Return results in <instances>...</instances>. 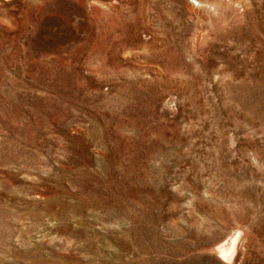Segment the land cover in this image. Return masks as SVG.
Listing matches in <instances>:
<instances>
[{"label": "rangeland", "instance_id": "obj_1", "mask_svg": "<svg viewBox=\"0 0 264 264\" xmlns=\"http://www.w3.org/2000/svg\"><path fill=\"white\" fill-rule=\"evenodd\" d=\"M0 264H264V0H0Z\"/></svg>", "mask_w": 264, "mask_h": 264}, {"label": "bare ground", "instance_id": "obj_2", "mask_svg": "<svg viewBox=\"0 0 264 264\" xmlns=\"http://www.w3.org/2000/svg\"><path fill=\"white\" fill-rule=\"evenodd\" d=\"M235 241L236 239L233 241V244L230 248H225V249H222V250H218V253L220 255V257L224 260H230L232 259V255H233V252H234V249H235ZM236 251V250H235Z\"/></svg>", "mask_w": 264, "mask_h": 264}]
</instances>
